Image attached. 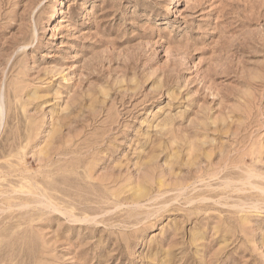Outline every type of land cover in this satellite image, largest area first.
<instances>
[{"label":"rangeland","instance_id":"obj_1","mask_svg":"<svg viewBox=\"0 0 264 264\" xmlns=\"http://www.w3.org/2000/svg\"><path fill=\"white\" fill-rule=\"evenodd\" d=\"M0 264H264V0H0Z\"/></svg>","mask_w":264,"mask_h":264},{"label":"bare ground","instance_id":"obj_2","mask_svg":"<svg viewBox=\"0 0 264 264\" xmlns=\"http://www.w3.org/2000/svg\"><path fill=\"white\" fill-rule=\"evenodd\" d=\"M62 6H63V5H62V2H60V7H62ZM57 16H58V12H56L54 18L57 17Z\"/></svg>","mask_w":264,"mask_h":264}]
</instances>
